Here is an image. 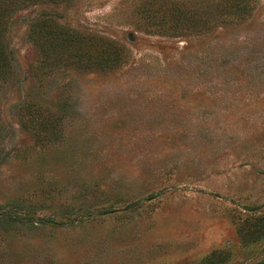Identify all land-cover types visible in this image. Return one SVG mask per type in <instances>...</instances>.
<instances>
[{"label":"rangeland","instance_id":"1","mask_svg":"<svg viewBox=\"0 0 264 264\" xmlns=\"http://www.w3.org/2000/svg\"><path fill=\"white\" fill-rule=\"evenodd\" d=\"M0 2V264L264 260V0Z\"/></svg>","mask_w":264,"mask_h":264},{"label":"trees","instance_id":"2","mask_svg":"<svg viewBox=\"0 0 264 264\" xmlns=\"http://www.w3.org/2000/svg\"><path fill=\"white\" fill-rule=\"evenodd\" d=\"M10 10L9 6L0 2V79L7 78L12 70L4 39L5 26ZM196 15L199 20L202 19L200 13ZM46 20L48 19H43L42 21L45 22ZM54 25L57 34L64 36L61 42L57 44V47H69L70 52H75L74 54L78 57L75 61L81 66L89 67L90 65H95L102 69H109L119 64L121 46L117 41L108 37L81 34L80 32H72L69 35L61 25ZM257 264H264V260Z\"/></svg>","mask_w":264,"mask_h":264}]
</instances>
